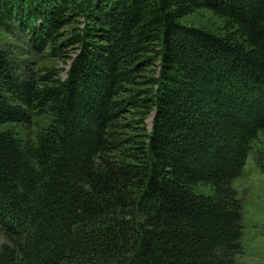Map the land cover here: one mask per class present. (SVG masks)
<instances>
[{"label": "trees", "instance_id": "1", "mask_svg": "<svg viewBox=\"0 0 264 264\" xmlns=\"http://www.w3.org/2000/svg\"><path fill=\"white\" fill-rule=\"evenodd\" d=\"M0 32V264H239L264 0H0Z\"/></svg>", "mask_w": 264, "mask_h": 264}, {"label": "rangeland", "instance_id": "2", "mask_svg": "<svg viewBox=\"0 0 264 264\" xmlns=\"http://www.w3.org/2000/svg\"><path fill=\"white\" fill-rule=\"evenodd\" d=\"M182 24L198 27L219 29L224 27L225 20L215 16L207 10L197 11L195 14L183 18ZM0 40L4 46L14 43L10 36L0 32ZM39 63H42L38 56H35ZM71 61L63 62L61 59H52L48 66L58 65L63 70L65 78ZM152 118H149L147 125L151 128ZM151 120V122H150ZM256 151L264 149V131L260 132L254 142ZM240 198L244 202V235L242 246L244 254L239 259V264H264V172L255 162V153H251L244 167L242 176L233 182ZM195 193L209 195L211 191L207 186H197ZM1 243V242H0Z\"/></svg>", "mask_w": 264, "mask_h": 264}]
</instances>
